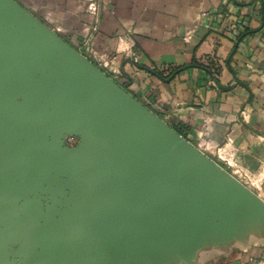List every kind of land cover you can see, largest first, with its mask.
<instances>
[{"label": "crops", "instance_id": "0c3cea01", "mask_svg": "<svg viewBox=\"0 0 264 264\" xmlns=\"http://www.w3.org/2000/svg\"><path fill=\"white\" fill-rule=\"evenodd\" d=\"M11 2L62 69L0 103V264L261 259L264 0Z\"/></svg>", "mask_w": 264, "mask_h": 264}, {"label": "rangeland", "instance_id": "374dc122", "mask_svg": "<svg viewBox=\"0 0 264 264\" xmlns=\"http://www.w3.org/2000/svg\"><path fill=\"white\" fill-rule=\"evenodd\" d=\"M18 5L0 0V103H6L11 90L24 86L27 78L35 82L62 69L58 33L42 28L34 15Z\"/></svg>", "mask_w": 264, "mask_h": 264}, {"label": "built area", "instance_id": "2783aa9c", "mask_svg": "<svg viewBox=\"0 0 264 264\" xmlns=\"http://www.w3.org/2000/svg\"><path fill=\"white\" fill-rule=\"evenodd\" d=\"M232 174L233 175H236V173H232ZM236 176H237V179L240 182H242L243 184H245L247 187H249V186L251 187V185L249 184V182L247 180H243L242 177H240L238 175H236ZM248 264H264V256L261 259H259V260H257V259H250L248 261Z\"/></svg>", "mask_w": 264, "mask_h": 264}, {"label": "trees", "instance_id": "16d2710c", "mask_svg": "<svg viewBox=\"0 0 264 264\" xmlns=\"http://www.w3.org/2000/svg\"><path fill=\"white\" fill-rule=\"evenodd\" d=\"M217 72H218V69L216 68V69H215V72H212V73H213V74H214V73L217 74ZM177 131H178L179 133L183 134V131H182L181 128H178V127H177Z\"/></svg>", "mask_w": 264, "mask_h": 264}]
</instances>
